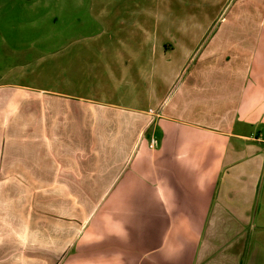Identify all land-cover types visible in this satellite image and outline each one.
<instances>
[{"label": "crops", "instance_id": "crops-1", "mask_svg": "<svg viewBox=\"0 0 264 264\" xmlns=\"http://www.w3.org/2000/svg\"><path fill=\"white\" fill-rule=\"evenodd\" d=\"M154 5L126 8L119 48L98 35L94 66L81 53L65 56L64 90L0 82V186L16 187L14 197L35 188L31 209L47 205L49 221L32 224L34 234L55 235L51 222L69 219L70 203H102L91 220L81 211L84 231L59 264H264V236L246 257L254 212L264 219V191L255 207L264 187V17L249 34L245 9V36L209 39L200 51L205 22ZM109 14L98 12L108 28ZM86 73L97 75L92 92ZM131 91L142 106L117 98ZM159 106L154 147L142 133ZM7 201L0 197V217Z\"/></svg>", "mask_w": 264, "mask_h": 264}, {"label": "rangeland", "instance_id": "rangeland-1", "mask_svg": "<svg viewBox=\"0 0 264 264\" xmlns=\"http://www.w3.org/2000/svg\"><path fill=\"white\" fill-rule=\"evenodd\" d=\"M160 2H163V5L172 4L171 13L184 18L185 21L198 17L201 22H205L199 26L200 31L203 30V38L206 36L199 48L200 51L209 39L218 41L222 39L221 36L231 35L232 39L245 36L243 34L245 33V9L249 13L251 10L249 18H252L253 21L251 25H247V33L250 30L255 33L259 22L264 17V0H0V82L28 83L64 90L65 56L67 57L72 52L81 53L82 59L78 55L80 63L94 66L99 34L100 37L103 36L100 38V44L105 43L109 49L113 50L112 45L115 43L119 48L120 41L118 39L122 33V37L127 34V32H123L126 8L133 3H151L154 7V4ZM101 9L110 12L109 28L103 25L106 23L104 21L102 23L98 16ZM105 28H107V33ZM170 31L173 29L170 28ZM128 35L133 36L132 32H129ZM111 38L116 39L115 42L111 41ZM229 39L231 38L229 37ZM198 51L194 53L190 61L196 59ZM190 61L181 75L180 81L178 80L179 82L166 94L164 102L171 98L173 91L182 81L185 72L192 64ZM87 71L90 70L87 69ZM82 76L85 92H92L91 87L96 86L97 75L86 73ZM71 81L77 80L73 78ZM131 93L133 92L131 91L129 95L125 94L124 97L119 95L117 98H122V102H131L134 106H142V97L138 93L134 97ZM29 105L32 107L31 104ZM27 107L28 102H25L24 108ZM161 108L159 106L151 109L150 114H147L145 120L148 121L142 133V138L151 140L150 143L153 142L154 147L157 146L158 138H153L152 132L159 119ZM196 118L202 123L212 124L207 114L199 112ZM15 188L0 186V193L2 189L4 191L1 193V199L8 200L5 202L6 205H12L11 208L6 209L4 216L0 217V260L7 261L4 264L61 263L71 252L72 247L78 245L84 231L86 222L79 221L81 211L90 219L102 204L93 201V198L92 201L70 203L71 206L66 208L67 212L71 213L69 219H53L51 222V224L57 225L55 226L57 228L55 235H48L46 232L34 234L30 232L32 224L42 222L46 226L49 221V217L46 215L48 207L45 205L39 213L33 209V206L31 209L30 197L32 191L35 190L34 187H23L24 194L17 197L10 193ZM263 188L262 185L255 206L257 208L259 204H262L260 201ZM44 191L42 190L39 194L41 195ZM37 197V202L42 200L41 196ZM35 205L37 207V203ZM57 206L62 209V203H58ZM256 213L257 210L250 223L252 227L249 228L248 233L247 258L251 256L253 244L257 246L258 236H264V219H259ZM13 225L14 231L9 228ZM15 229L18 230V233ZM59 229L63 233L59 232ZM69 229L71 233L68 234L66 231ZM259 243L264 256V237L263 241ZM66 247L68 249L65 250Z\"/></svg>", "mask_w": 264, "mask_h": 264}]
</instances>
